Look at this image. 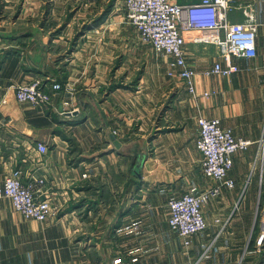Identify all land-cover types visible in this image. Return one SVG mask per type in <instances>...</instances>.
<instances>
[{
    "label": "crops",
    "instance_id": "obj_1",
    "mask_svg": "<svg viewBox=\"0 0 264 264\" xmlns=\"http://www.w3.org/2000/svg\"><path fill=\"white\" fill-rule=\"evenodd\" d=\"M230 2L228 21L258 23L256 55L231 56L237 72L206 77L223 63L219 49L186 32L197 91H213L192 98L129 32L123 0H0V184L14 166L43 175L39 198L57 209L40 222L0 197V264H264V0ZM38 76L73 93L45 109L18 102L16 85ZM198 116L251 143L185 244L168 226V201L218 184L201 174Z\"/></svg>",
    "mask_w": 264,
    "mask_h": 264
},
{
    "label": "built area",
    "instance_id": "obj_2",
    "mask_svg": "<svg viewBox=\"0 0 264 264\" xmlns=\"http://www.w3.org/2000/svg\"><path fill=\"white\" fill-rule=\"evenodd\" d=\"M230 1L123 0L124 17L134 27L140 43L150 45L156 54L167 59L166 74L170 79L180 81L192 98L199 95L207 97L213 91H197L196 70L184 55L186 32L196 31L198 34L193 36L194 40L211 43L219 49L223 63L215 61L204 69L206 77H228L237 72L239 67L231 62V56L250 58L256 55L258 23L253 15L245 22L228 21L226 12L231 7ZM61 90L73 93L70 87L53 77L38 76L16 85L14 94L20 103L45 109L52 105L54 96ZM4 103L5 97H0V105ZM196 122L195 142L201 153V174L218 184L197 193L185 192L168 201V226L183 238L185 244L189 243L192 234L206 227L202 206L220 193V186L233 187V180L227 175L232 167L233 154L245 150L251 143L248 139L234 136L231 129L224 128L216 117L198 116ZM261 141H264V134ZM46 149L45 143L36 144L40 154ZM44 183L43 175L24 178L22 169L14 166L0 184V197L8 199L13 209L24 217L42 222L57 210L51 196L39 198ZM263 237L261 234L257 238L258 246H261Z\"/></svg>",
    "mask_w": 264,
    "mask_h": 264
},
{
    "label": "rangeland",
    "instance_id": "obj_3",
    "mask_svg": "<svg viewBox=\"0 0 264 264\" xmlns=\"http://www.w3.org/2000/svg\"><path fill=\"white\" fill-rule=\"evenodd\" d=\"M122 24L123 23H120V31L125 27V26H122ZM130 27H131V29L129 30V32H131L132 34H134L135 35V37H136V35H137V33H136V31H135V29H134V27H132L131 25H129ZM203 34V33H202ZM206 34H203V36H205ZM137 38V37H136ZM146 47H148L149 49H151V46L150 45H146ZM151 51H152V49H151ZM152 53H153V51H152ZM142 67H143V62H142V60L140 59V60H136V69H135V80H136V78H137V76H138V74L140 73V71L142 70ZM119 82V81H118ZM119 84V83H118ZM114 85H116V83H114V84H112V85H109V87L110 86H114Z\"/></svg>",
    "mask_w": 264,
    "mask_h": 264
},
{
    "label": "water",
    "instance_id": "obj_4",
    "mask_svg": "<svg viewBox=\"0 0 264 264\" xmlns=\"http://www.w3.org/2000/svg\"><path fill=\"white\" fill-rule=\"evenodd\" d=\"M69 114V113H68ZM111 139H113V137H111Z\"/></svg>",
    "mask_w": 264,
    "mask_h": 264
}]
</instances>
